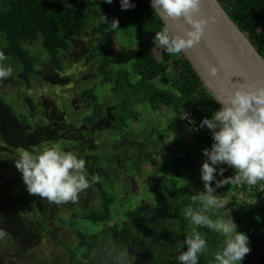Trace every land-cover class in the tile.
Here are the masks:
<instances>
[{"label":"trees","instance_id":"obj_1","mask_svg":"<svg viewBox=\"0 0 264 264\" xmlns=\"http://www.w3.org/2000/svg\"><path fill=\"white\" fill-rule=\"evenodd\" d=\"M133 2L136 7L125 11L121 10L120 0H113L111 4L106 0H1L0 51L23 66L19 79L28 86L34 74L39 73V56L32 54L26 46L39 43L41 38V48L48 55L52 66L55 70H61L64 58L72 49V40L90 31L96 32L94 54L88 59L98 63V67L103 70L98 69L103 82L111 86L113 94L121 93L123 96L114 107L107 110L105 106L109 103L99 100L96 89L86 88L83 99L95 103V109L85 119L86 125L96 126L100 120L119 113L121 116L116 123L125 128L126 121H132L137 116L134 115L137 112L131 110L136 104L147 101L154 108L157 101H162L173 110L176 119H183V111L189 112L199 126L205 117L211 118L220 105L182 54L171 55L164 49L162 59L157 58L154 53L157 45L153 43V37L165 25L148 0ZM220 2L264 56V0ZM104 16L109 22L118 18L120 28L112 30ZM116 38L125 50L122 58L116 51ZM128 54L132 59L126 61ZM105 67L108 69L104 71ZM157 82L165 86H157ZM25 99L29 107L35 110L33 99L29 96H25ZM107 113L110 115L105 116ZM186 124L195 132L197 145L182 148L181 140L177 139L168 152L169 158L180 167L196 172L198 148L202 152L210 148L201 144L209 138L197 133L195 126ZM213 142L209 140L211 145ZM81 156L86 160L89 176L95 174L100 177V181L91 186L98 189L102 202L96 210L85 212L81 219L91 221L89 223L98 229L88 230L71 224L77 245L70 251V259L66 264H179L175 257L179 254L186 233L191 231L190 220L184 215L185 209L189 206L200 207L199 201L192 200L197 194L195 188L180 182L177 176L159 175L151 191L152 202L144 201L141 206L125 211V219L109 224L108 221L112 219L110 208L115 198L104 187V181L106 184L112 181L110 170L96 154L82 149ZM126 156L122 151L115 154L119 164ZM163 157L168 158L167 153ZM165 163L166 168L173 162L168 159ZM233 175L235 169L228 167L224 176ZM240 185L249 197L264 199V181L253 186L245 182ZM234 187L237 189V184ZM237 209L234 217L239 230L249 235L252 249L243 264H264V205H260L257 215L246 204H238ZM207 215L216 219L221 216V212L210 210ZM198 231L208 243V249L200 257L199 264H215L214 255L224 247L225 238L205 227L198 228ZM51 234L56 236L54 232ZM78 250L82 252V258Z\"/></svg>","mask_w":264,"mask_h":264},{"label":"rangeland","instance_id":"obj_2","mask_svg":"<svg viewBox=\"0 0 264 264\" xmlns=\"http://www.w3.org/2000/svg\"><path fill=\"white\" fill-rule=\"evenodd\" d=\"M95 37L96 32L90 31L81 38H74L61 70L52 66L41 48V38L39 43L26 46L32 54L39 56V73L34 74L28 86L19 79L23 66L12 58L5 62L14 71L11 77L0 81V264H66L70 251L77 245L71 224L88 230L98 229L89 223L91 221L81 220L85 212L100 207L102 201L98 189L90 186L79 193L76 203L60 205L29 194L15 163L18 153L24 149L56 144L80 156L82 149L98 155L101 163L110 170L112 179L108 184L104 181V187L115 198L110 208L112 219L109 224L125 219V211L141 206L144 201L152 202L151 191L159 175L177 176L180 182L192 186L196 192L204 190L200 170L205 157L195 167L196 172L180 167L169 158L168 152L177 139L181 140L182 148L186 145L192 147L198 139L195 132L182 119H176L173 110L162 101H157L154 108L147 101L136 104L131 110L136 111L134 115L137 116L132 121L127 120L125 128L116 123L121 116L119 113H107L105 116H110L96 126L89 127L84 123L95 109L94 101L83 99L86 88L96 89L99 100L109 103L105 106L107 110L123 96L113 94L111 86L103 82L98 63L88 59L94 54ZM115 45L119 58H122L125 50L117 38ZM163 50L159 45L154 50L159 60ZM129 59L132 58L128 54L126 61ZM107 69L105 67L104 71ZM156 85L165 86L162 82ZM25 96L33 99L35 110L29 107ZM118 151L127 154L120 164L115 157ZM164 153L168 158L163 157ZM127 158L130 159L125 161ZM168 159L173 163L165 168ZM219 167L228 168L226 164ZM217 178L222 179L219 171ZM234 185L219 189L224 191L221 199L226 207L217 212L225 216L232 214L235 219L238 204L242 203L255 215L259 214L264 199H253L241 190L240 184L237 189ZM77 252L82 258V252Z\"/></svg>","mask_w":264,"mask_h":264},{"label":"clouds","instance_id":"obj_3","mask_svg":"<svg viewBox=\"0 0 264 264\" xmlns=\"http://www.w3.org/2000/svg\"><path fill=\"white\" fill-rule=\"evenodd\" d=\"M106 2L111 4L113 0ZM120 4L121 10L125 11L136 7L133 0H120ZM202 5L203 0H152V9L158 15L177 21L178 28L182 29L173 31L166 25L155 32L153 43L171 55L182 54L198 45L211 23L209 17L201 14ZM104 19L112 30L120 28L118 18L111 22L106 16ZM7 60V55L0 51V81L13 75V67L5 64ZM208 71L212 76H218L221 65L210 64ZM216 102L220 104L219 109L211 118L205 117L195 129L199 131L206 127L200 134L207 135L214 142L211 145L209 140L202 141L203 136L200 137L201 144L210 147L203 152L198 148L196 154V165L206 158L200 170L204 190L192 197L193 202L199 201L200 207L185 209L184 215L190 220L191 231L186 233L175 257L179 264H199L200 257L207 251L208 243L198 231L200 227L225 238L224 247L214 255L215 264H243L252 250L249 235L239 230L232 214L212 219L206 213L226 207L220 188L242 182L253 186L264 181V85L250 83L244 78L243 82L233 83L226 101ZM182 120L186 123L184 118ZM190 153L194 154L193 151ZM15 163L29 194L57 205L76 203L79 193L100 181L98 175L89 176L85 158L56 144L24 149L18 153ZM224 164L235 169V175L225 177L226 169L219 167ZM218 171L222 179L217 178Z\"/></svg>","mask_w":264,"mask_h":264},{"label":"water","instance_id":"obj_4","mask_svg":"<svg viewBox=\"0 0 264 264\" xmlns=\"http://www.w3.org/2000/svg\"><path fill=\"white\" fill-rule=\"evenodd\" d=\"M152 4V0H149ZM202 15L209 17L203 40L182 55L214 99L226 101L233 83L248 82L264 85V56L248 35L235 23L220 0H203ZM164 25L181 31L177 21L159 14ZM221 65L218 76L208 71L210 64ZM244 77V78H243ZM220 105V104H219Z\"/></svg>","mask_w":264,"mask_h":264},{"label":"built area","instance_id":"obj_5","mask_svg":"<svg viewBox=\"0 0 264 264\" xmlns=\"http://www.w3.org/2000/svg\"><path fill=\"white\" fill-rule=\"evenodd\" d=\"M187 115V118H185ZM183 118L186 120V122L191 125V126H195V129L198 127V125L196 124L194 118L192 117V115L189 112H183ZM194 121V123H193ZM197 133H201V130L197 131Z\"/></svg>","mask_w":264,"mask_h":264},{"label":"flooded vegetation","instance_id":"obj_6","mask_svg":"<svg viewBox=\"0 0 264 264\" xmlns=\"http://www.w3.org/2000/svg\"><path fill=\"white\" fill-rule=\"evenodd\" d=\"M108 110H109V108H108Z\"/></svg>","mask_w":264,"mask_h":264}]
</instances>
